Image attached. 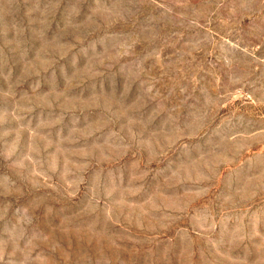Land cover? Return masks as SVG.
Returning <instances> with one entry per match:
<instances>
[{
  "label": "rangeland",
  "instance_id": "1",
  "mask_svg": "<svg viewBox=\"0 0 264 264\" xmlns=\"http://www.w3.org/2000/svg\"><path fill=\"white\" fill-rule=\"evenodd\" d=\"M0 264H264V0H0Z\"/></svg>",
  "mask_w": 264,
  "mask_h": 264
}]
</instances>
